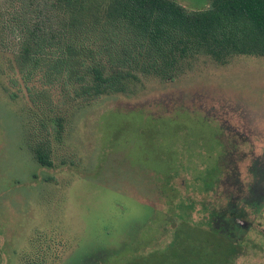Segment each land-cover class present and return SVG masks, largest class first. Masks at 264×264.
Instances as JSON below:
<instances>
[{
	"label": "rangeland",
	"instance_id": "rangeland-1",
	"mask_svg": "<svg viewBox=\"0 0 264 264\" xmlns=\"http://www.w3.org/2000/svg\"><path fill=\"white\" fill-rule=\"evenodd\" d=\"M18 8L0 0V264H127L211 225L242 243L235 264H264V56L189 53L80 95L21 66Z\"/></svg>",
	"mask_w": 264,
	"mask_h": 264
},
{
	"label": "trees",
	"instance_id": "trees-1",
	"mask_svg": "<svg viewBox=\"0 0 264 264\" xmlns=\"http://www.w3.org/2000/svg\"><path fill=\"white\" fill-rule=\"evenodd\" d=\"M12 1L19 6L15 30L23 39L21 66L45 60L50 79L77 80L80 95L124 91L132 75L127 67L164 71L189 53L219 60L232 54L264 56V0H212L202 11H189L174 0ZM89 40L102 42L106 63L96 60ZM82 55L92 56V64ZM37 154L43 165L52 164L48 153ZM211 227H182L166 249L127 264H235L242 243L225 227Z\"/></svg>",
	"mask_w": 264,
	"mask_h": 264
}]
</instances>
